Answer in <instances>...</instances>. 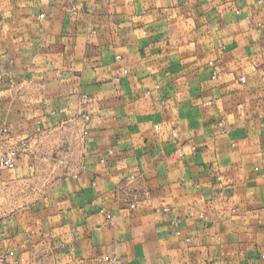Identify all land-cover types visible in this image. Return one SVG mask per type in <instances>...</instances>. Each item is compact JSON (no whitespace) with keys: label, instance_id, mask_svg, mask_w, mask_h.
<instances>
[{"label":"crops","instance_id":"0c3cea01","mask_svg":"<svg viewBox=\"0 0 264 264\" xmlns=\"http://www.w3.org/2000/svg\"><path fill=\"white\" fill-rule=\"evenodd\" d=\"M258 1L0 0L11 264H264Z\"/></svg>","mask_w":264,"mask_h":264},{"label":"built area","instance_id":"2783aa9c","mask_svg":"<svg viewBox=\"0 0 264 264\" xmlns=\"http://www.w3.org/2000/svg\"><path fill=\"white\" fill-rule=\"evenodd\" d=\"M261 7L264 9V0L258 1ZM75 9V8H74ZM45 17V14L40 15V19H43ZM212 76L214 78L219 76V72L217 70H213ZM241 81L244 82L245 78L241 77ZM91 120V115L89 114H83L78 117L76 120L78 125V131H79V140L81 147L84 149L87 146L88 138H89V131L87 129L88 122ZM157 131H158V127ZM172 137L173 142H177L179 137V132L177 129L172 130ZM11 131L10 128L6 125L0 126V168L1 169H7V170H13L17 166V160L19 159L21 153L23 152L26 144L24 142H18V143H12L11 141ZM196 147L192 146V150H195ZM66 160H64L65 162ZM71 160H69L67 163H70ZM129 179L134 180L135 176L132 175L129 177ZM135 204H132V207H135ZM167 210V209H166ZM101 212L106 214V218L108 221L111 220L112 215L109 211L106 209H101ZM0 264H11L8 259V255L6 253L0 252Z\"/></svg>","mask_w":264,"mask_h":264}]
</instances>
